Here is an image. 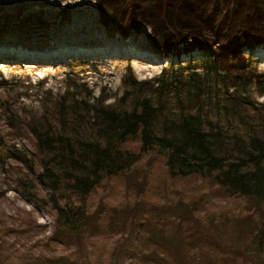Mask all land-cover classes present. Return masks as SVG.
Segmentation results:
<instances>
[{
    "label": "trees",
    "instance_id": "trees-1",
    "mask_svg": "<svg viewBox=\"0 0 264 264\" xmlns=\"http://www.w3.org/2000/svg\"><path fill=\"white\" fill-rule=\"evenodd\" d=\"M94 3L109 33L124 37L148 25L160 54L183 43L199 57L146 80L127 66L111 102L74 81L31 110L5 102L0 117L10 134L27 135L33 152L26 158L6 148L40 170L33 175L26 165L16 189L53 225L46 235L29 214H1L0 264H222L210 240L187 238L196 224L216 220L228 198L237 204L232 264L249 257L264 264V101L255 99L264 94V71L241 56L264 40V0H254L252 13L239 0ZM4 142L0 130L1 156ZM175 182H193L194 192Z\"/></svg>",
    "mask_w": 264,
    "mask_h": 264
},
{
    "label": "rangeland",
    "instance_id": "rangeland-1",
    "mask_svg": "<svg viewBox=\"0 0 264 264\" xmlns=\"http://www.w3.org/2000/svg\"><path fill=\"white\" fill-rule=\"evenodd\" d=\"M239 4L242 12H247L248 5L251 7L249 13L255 12L254 0H239ZM27 21L37 28L34 29V25ZM149 35L148 25H142L137 31L130 29L124 37L117 31L109 33L99 22L94 0H0V108L5 102L10 104L12 101L13 108L31 110L40 104V98L62 92L65 83L71 81L89 96L100 95L106 98V102H111L121 94V76L127 66L137 80H146L156 76L169 63L184 64L199 56L197 48L185 51L183 43H177L162 55L149 44ZM242 39L239 36L238 40ZM254 46L249 52L244 50L246 47L242 48L241 56H249L250 66L261 73L264 71V40ZM21 48L28 50L20 51ZM255 99L264 101V94ZM6 123L1 115L0 130L5 141V154L0 155V216L4 214L18 219L29 214L36 224L44 225L45 234L50 235L52 219L44 209L29 202L16 189L15 179L27 171L26 165L30 162L15 160L13 151L6 148L10 144L11 148H16L17 154H25L28 158L33 147L27 135L10 134ZM150 164L152 173L157 174L158 168L152 162ZM30 166L33 175L40 172L34 165ZM150 181L156 184L154 176ZM174 184L185 194L194 192L191 190L195 188L193 182L183 187L180 182ZM167 187L171 189L173 184ZM225 204L226 210L220 209L216 220L207 225L196 224V229L200 230L187 239L195 243L207 238L217 260L222 264H232L234 250L228 235L235 230L233 218L236 217L230 210L237 204L230 198ZM166 211L177 213L175 208ZM238 214L235 211L234 216ZM174 229L170 226L166 238ZM148 230L151 232L153 228L148 226ZM133 238L135 232L131 233L129 240ZM164 248L170 251L167 246ZM126 262L128 259L122 258V264ZM246 264L257 262L249 257Z\"/></svg>",
    "mask_w": 264,
    "mask_h": 264
},
{
    "label": "bare ground",
    "instance_id": "bare-ground-1",
    "mask_svg": "<svg viewBox=\"0 0 264 264\" xmlns=\"http://www.w3.org/2000/svg\"><path fill=\"white\" fill-rule=\"evenodd\" d=\"M13 7H14V6H13ZM13 7H12V8H13ZM25 11H26V10H25ZM36 13H37V12H36ZM24 14H25V13H24ZM23 17H26V16L24 15ZM21 18H22V17H21ZM15 19H16V18H15ZM29 19H30V17H29ZM23 20H24V19H23ZM44 22H45V21H44ZM25 23H26V22H25ZM27 23L30 24V25L33 24V23L30 22V21H27ZM49 24H50V23H49ZM11 25H12V24H11ZM33 25H34V24H33ZM34 26H35V27H34ZM34 26H33L34 29L37 28L36 25H34ZM15 46H21V45L15 44ZM21 49H22V50H20V51H24V52H27V50H28V48H27L26 50L23 49V48H21Z\"/></svg>",
    "mask_w": 264,
    "mask_h": 264
}]
</instances>
